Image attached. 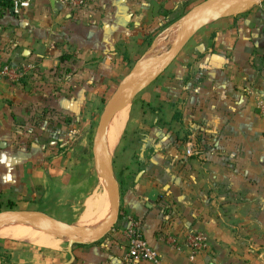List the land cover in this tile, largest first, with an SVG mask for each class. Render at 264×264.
<instances>
[{"label":"crops","instance_id":"crops-1","mask_svg":"<svg viewBox=\"0 0 264 264\" xmlns=\"http://www.w3.org/2000/svg\"><path fill=\"white\" fill-rule=\"evenodd\" d=\"M180 1L86 0L75 7L37 0L19 15H0V65L38 70L29 86L0 77L3 207L23 200L65 224H108L111 199L104 178L96 191L87 144L96 113L132 68L118 55L120 45L135 58L143 40L162 29L141 54L145 65L181 40L184 14L174 15ZM233 3L208 11L211 20L193 28L141 90L135 82L107 122L104 155L109 161L117 149L120 175L117 229L65 249L51 246L59 240L50 235L41 238L45 244L0 236V264H131L126 215L141 219L163 264H264V0L226 12ZM189 146L201 153L188 155ZM25 227L34 238L44 232ZM193 231L208 236L209 248L191 260L167 237Z\"/></svg>","mask_w":264,"mask_h":264},{"label":"rangeland","instance_id":"rangeland-1","mask_svg":"<svg viewBox=\"0 0 264 264\" xmlns=\"http://www.w3.org/2000/svg\"><path fill=\"white\" fill-rule=\"evenodd\" d=\"M203 1H205V0H185V1L181 0L179 2V9H176L174 15H177L178 13H183L184 14V17L181 19V27H180V31L182 33V37H184L185 34L191 32L193 30V28H195L196 26L202 24L203 22L211 20V18H209V19L205 18V16L207 15L208 11H210V10H207V11H205L203 13H200L199 15L196 16L195 20H191L193 8L196 7L198 4H200ZM262 1L263 0H256L253 3L252 7H255L256 5L260 4ZM157 37H155L153 39V43L155 42ZM174 46L175 45L167 46L166 51L158 58L157 61L146 63L145 65L141 64V58H142L143 55H141V54L137 55L136 56L137 57V61H136L135 65H133L132 68L129 67V69L122 75V77L120 78V81L117 83V85L111 89L109 97L105 100L104 103L100 104V106L98 107V112L96 113L97 115H96V119L94 121L93 134L90 137V141H88L87 144H88L89 149H90L91 158H92V162H93V165H94V172H95V175H96V191L102 189L101 188V179L104 178L103 179V184H104V186L106 188L107 194L109 195L110 199H111L110 191H109V188H108L107 183L105 181V176H104L101 164L97 160L95 154L93 153L94 141H95L96 132H97V128H98V125H99V121H100L101 115L103 114V112L105 110L107 101L109 100L111 95L114 93V91L117 89L118 85L123 80H125L128 76H131L132 71L137 70V73L146 72L147 70H149L150 67H152L154 64H156L158 61H161L171 51V49ZM144 49H145V47L142 49V53H143ZM147 50H149V49H147ZM163 67L164 66L162 65L160 68L154 70L151 75H148L147 77L136 81V85H138L137 89L141 90L151 79H153V77ZM111 121H112V118L109 120L108 126L110 125ZM116 156H117V149L114 150V152L112 153L109 161L112 163V166L114 167V169L116 168V170H115V179L117 181H119L120 180V175H119V172L117 170L118 162H117ZM96 194H97V192L94 195L95 197L97 196ZM5 204H7V202ZM80 208L81 207L79 206V209ZM68 210L69 209H66L67 212H69ZM1 211L4 214H6V215H3L0 218V223L1 222L13 223L12 225H7L6 223L5 224H6V226L11 227V228H18V230L27 229L25 226H28L30 229L35 228V229L42 230V231H44L43 234L41 236H36V238H45L46 236L50 235L51 237H54V239H58L59 240L57 245H51V246H54V247L57 246L58 248L65 249L69 244H73V243L76 244V243H83V242L85 243V242H91L92 241V238L85 237V238L78 239V238L74 237V234L71 231H69V230H67L65 228H62V227H60L59 225L56 224V221L58 223H64V221L59 220L58 218H55L53 216H50V215L46 214V211H45L44 207L39 206V205H32V206L30 205V206H28V204L26 202L21 200L19 205L17 204V205L14 206V204H13V205L10 206L8 204V205H5ZM113 211H114V207L112 206V201H111V212H110L111 216H112ZM12 212H32V213H35V214H32V215H30L29 217H26V218L18 219V217H16L14 214H11ZM47 217L53 219L55 221V223H53L52 221H49ZM110 219H111V217H110ZM5 224H3V225H5ZM14 224H19V225H22V226H16ZM23 225H25V226H23ZM116 227H117V222L112 227V229H110L107 233H110L111 231L116 230L117 229ZM84 229L93 230V229H90V228H84ZM122 232L124 233L123 228H122ZM107 233H106V235H107ZM0 239H2V238H0Z\"/></svg>","mask_w":264,"mask_h":264},{"label":"built area","instance_id":"built-area-1","mask_svg":"<svg viewBox=\"0 0 264 264\" xmlns=\"http://www.w3.org/2000/svg\"><path fill=\"white\" fill-rule=\"evenodd\" d=\"M37 0H0V15L11 9L16 15L35 5ZM63 3L75 7L86 5V0H62ZM36 65L33 63H21L18 65L5 63L0 65V77L11 83H19L27 79ZM264 68V67H263ZM260 112L264 113V103L258 105ZM201 152L187 148L188 155H198ZM126 225L124 235L127 240V252L125 259L131 264H163L161 254L154 249L144 235L141 219L132 216H125ZM167 243L174 250L185 252L191 260H194L200 253L209 248L208 236L202 231H193L182 239L177 235H169Z\"/></svg>","mask_w":264,"mask_h":264},{"label":"water","instance_id":"water-1","mask_svg":"<svg viewBox=\"0 0 264 264\" xmlns=\"http://www.w3.org/2000/svg\"><path fill=\"white\" fill-rule=\"evenodd\" d=\"M237 1H247V0H205L198 4L192 10L191 20H195L196 16L200 13H203L207 10H211L213 8H217L227 3L237 2ZM192 31L185 34L184 37L171 49V51L161 60L154 64L152 67L149 68L144 73H137V70L132 71L131 76H128L125 80H123L111 95L109 100L107 101L105 110L101 115L99 125L96 132V137L94 141V154L97 160L100 162L107 186L110 191L112 206L114 207V211L112 213L111 219L107 225L99 229L87 230L81 227L65 224V223H58L62 228H65L71 231L74 234V237L80 239L83 236H87V238H92V241L103 237L112 227L116 224L119 218L120 213V198H119V184L118 181L115 179L114 172L112 169V163L106 160L104 155V135H105V126L107 122L115 115L117 111V102L120 98H122L133 86V84L142 78L151 75L154 70L160 68L162 65L165 67L168 63H170L174 57L179 53L188 39L191 37ZM18 219L29 217L32 212H12ZM6 215L2 211H0V218ZM48 218V217H47ZM49 221L55 223V221L51 218H48ZM7 222H1L0 226Z\"/></svg>","mask_w":264,"mask_h":264},{"label":"bare ground","instance_id":"bare-ground-1","mask_svg":"<svg viewBox=\"0 0 264 264\" xmlns=\"http://www.w3.org/2000/svg\"><path fill=\"white\" fill-rule=\"evenodd\" d=\"M256 0H247V1H237V2H234L230 7H228V9L226 10V12H241V11H245L249 8H251L253 6V3L255 2ZM134 85V84H133ZM122 98H120L117 102V108H118V105L120 103ZM123 105L126 106V104L124 103ZM122 105V108L124 109V106ZM127 107V106H126ZM122 110V109H121ZM125 110V109H124ZM121 113H119V118H121L120 120L122 121L123 118L122 116L125 118V115H124V111ZM123 114L121 117L120 115ZM127 114V112H126ZM118 118V119H119ZM116 119V122H114V127L112 128V131H111V134L113 137V146L115 145V142H116V139H117V135L119 133V130H120V123L118 122L119 120ZM124 122V121H123ZM110 127V126H109ZM122 129V128H121ZM112 147L111 146H106V154L107 155H110L111 152H112ZM107 160V159H106ZM7 225H12V224H8L6 223ZM14 225H19V224H14ZM0 236L1 237H15V238H20V239H28V241L32 240L31 242H35V243H39V244H45V243H48L46 239H41V238H34L31 236V231L29 229H24V230H18V228H11V227H8L6 225H1L0 226ZM83 237H87V236H83Z\"/></svg>","mask_w":264,"mask_h":264},{"label":"trees","instance_id":"trees-1","mask_svg":"<svg viewBox=\"0 0 264 264\" xmlns=\"http://www.w3.org/2000/svg\"><path fill=\"white\" fill-rule=\"evenodd\" d=\"M180 19V17H179ZM178 20V19H176ZM171 23H167L164 28H166L167 26H170ZM163 28V27H162ZM162 29H160L159 31H156V32H153L152 34L148 35L142 42L141 44V49H144L143 53L147 51V49L149 47L152 46L153 44V39L155 36H157L159 34V32L161 31ZM118 55L124 60L127 62V64H129L130 66H133L135 65L136 61H137V57L135 58H132V56L129 54V51H128V46L127 45H120L118 48ZM142 54V50H141V53ZM38 73V70L37 68L33 69L32 72L29 74V77L27 79H24V80H21L19 83L24 85V86H29L30 85V82H32L31 80L34 78V76ZM107 98H105L106 100ZM193 149L195 150H198L200 151V149H198V147L194 146L192 147ZM201 152V151H200ZM13 205L12 203H10V206ZM2 207H3V203L0 201V211L2 210ZM85 244L87 245V243H80L79 245L80 246H85Z\"/></svg>","mask_w":264,"mask_h":264}]
</instances>
